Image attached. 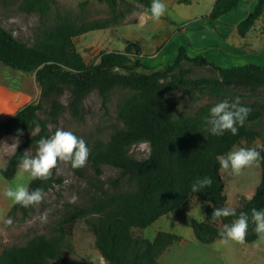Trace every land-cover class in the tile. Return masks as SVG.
<instances>
[{
    "label": "trees",
    "instance_id": "trees-1",
    "mask_svg": "<svg viewBox=\"0 0 264 264\" xmlns=\"http://www.w3.org/2000/svg\"><path fill=\"white\" fill-rule=\"evenodd\" d=\"M112 11L117 0H107ZM145 12L152 0H138ZM241 0H214L208 14L211 20L234 10ZM189 2V0H184ZM57 0H19L23 12L37 13L45 23ZM124 11L113 16L114 20L124 17ZM264 15V0H258L252 12L237 24L240 36L245 37L257 19ZM109 20L78 24L70 15H57L54 26H44L32 44L16 38L0 25V62L14 69L35 74L40 93L37 102L24 105L11 117L0 120V141L7 135L21 131L25 139L1 167V175L10 180L16 174L21 157L31 147H37L41 138L55 133L48 130L49 123H56L66 110L75 119L82 120L84 102L91 92L97 90L105 106L114 90H122L124 96L118 103V117L123 126L116 128L107 142L98 141L88 146V160L96 174L101 166L109 165L118 170L111 180L112 191L95 199L91 205L75 207L65 213L55 227L54 234L38 235L21 246H12L0 252V264H78L64 257L63 246L74 230L75 224L83 219L95 235V245L103 264H159L158 258L179 236L158 231L153 240L133 237L134 229H144L163 215L181 207L190 198L204 202L206 219H191L195 237L203 243L220 238L224 224H230L240 213L251 214L253 208L264 209V130L259 129L264 118V104L240 101L251 109L243 127L233 136H212L204 127L212 104L199 106L193 114L176 115L178 99L171 97L175 92L197 91L200 94L233 102L234 88L264 86V65L248 63L221 68L204 56H190L184 46L177 50L173 62L164 69L151 72L139 70L143 66L141 49L136 42L126 40L123 50L102 51L97 62L87 63L78 51L75 37L92 30H103ZM195 67H209L214 75L191 76ZM68 93L67 102L61 98ZM48 105V109H45ZM47 117L39 116L38 111ZM39 130L32 136L29 132ZM77 137L78 133L71 131ZM261 137L262 144L256 150L261 154V176L253 196L245 200L235 217L211 220L214 209L226 207L224 182L220 176L218 157L229 152L245 140L254 141ZM146 142L150 147L147 157L138 158L131 154V147ZM83 176L80 169H74ZM54 171V170H53ZM210 176L212 185L201 192L193 193L191 184L197 177ZM53 172L48 180L31 178L30 191L37 188L47 191L53 181ZM115 186V187H114ZM28 208L13 204L12 210L24 213ZM249 222L246 242L258 241Z\"/></svg>",
    "mask_w": 264,
    "mask_h": 264
},
{
    "label": "rangeland",
    "instance_id": "rangeland-1",
    "mask_svg": "<svg viewBox=\"0 0 264 264\" xmlns=\"http://www.w3.org/2000/svg\"><path fill=\"white\" fill-rule=\"evenodd\" d=\"M257 1L241 0L234 10L217 20H211L208 14L214 0H162L166 11L155 21L142 15L146 13L145 6L138 0H117L114 11L107 0H57V5L52 7L49 19L44 23L37 13L21 11L19 0H0V25L19 40L32 44L45 25H55L59 13L62 17L70 15L76 18L78 24L109 20L106 29L92 30L75 37L78 51L87 63H92L98 61L102 51L123 50L126 40L136 42L140 46L144 66L139 70L143 72L164 69L173 62L180 46H184L190 56L202 55L221 68L248 63L264 65V15L256 20L245 37L237 31V24L254 10ZM121 11L126 15L114 20L113 16ZM214 74L209 67H195L191 76ZM234 90V101L238 97L240 101L264 104V86L236 87ZM39 93L34 73L0 62V120L11 117L28 103L37 102ZM124 94L122 90H114L110 101L104 106L99 92L94 90L84 102L82 120L73 118L66 110L56 123L48 124V130L74 131L88 146L98 141L107 142L112 132L123 126L117 108ZM68 95L62 96L64 103ZM171 98L179 101L177 116L193 114L199 106H214L224 100L184 90L175 92ZM44 107L48 109V105ZM38 114L47 117L43 110H39ZM259 129L263 132L264 118ZM37 131H31L28 135L32 136ZM15 137L7 135L0 141V169L25 139L19 137V143L15 144ZM261 144V137L252 142L243 140L230 151L256 149ZM36 148L31 147L26 152L34 156ZM149 152L150 147L146 142L131 147V154L138 158L147 157ZM81 171L83 176L70 165L58 164L53 171V177L58 180L53 181V185L44 192L43 201L31 206L26 213L13 211L14 203L4 197L3 192L17 185L27 187L32 177L19 167L14 177L6 180L0 171V252L12 246H21L35 236L54 234L55 227L68 210L89 206L103 196L104 191H112L111 180L118 176V170L109 165H102L101 174H96L89 161ZM220 176L225 186L226 207L238 210L245 200L253 196L259 184L260 161L243 169L238 176L233 175L230 169H220ZM193 218L198 221L206 219L204 202L197 197L190 198L178 210L163 215L147 228L134 229L132 234L138 239L153 240L158 231H165L180 237L159 256V264H264V240L222 245L218 238L211 243H203L193 233L190 224ZM9 219L12 220L11 224L7 223ZM95 239L87 223L80 219L64 242V257L78 264H103L104 259L95 245Z\"/></svg>",
    "mask_w": 264,
    "mask_h": 264
},
{
    "label": "clouds",
    "instance_id": "clouds-1",
    "mask_svg": "<svg viewBox=\"0 0 264 264\" xmlns=\"http://www.w3.org/2000/svg\"><path fill=\"white\" fill-rule=\"evenodd\" d=\"M166 5L162 0H152L147 12L142 14L150 19L158 21L165 13ZM251 109L242 106L239 98L230 102L225 99L209 110L207 116L203 117L205 130L212 136H223L225 132H230L233 136L238 134L239 127H243ZM39 130V125H37ZM23 135L17 131L15 144L19 143V137ZM29 152V151H28ZM25 152L21 157L19 167L23 172L29 173L33 179L48 180L58 164L70 165L72 169H80L86 165L90 150L84 139L77 137L71 131L57 129L48 138H41L37 142L35 155ZM261 154L254 148H239L230 151L226 156L218 157L219 165L222 170H231L233 175H240L241 171L251 167L261 160ZM210 176L197 177L191 184L193 193L201 192L203 189L212 185ZM4 197L11 200L14 204L28 208L29 206L39 205L44 199V191L40 188L30 191L24 185L9 187L3 192ZM236 211L229 207L216 208L213 211L211 220L218 222L221 218L235 217ZM46 219V217H41ZM254 225L253 231L259 240H264V209L253 208L249 216L248 213H240L239 217L230 224H224L223 230L219 232L220 244L245 243L249 222ZM8 224L12 220L7 221Z\"/></svg>",
    "mask_w": 264,
    "mask_h": 264
},
{
    "label": "crops",
    "instance_id": "crops-1",
    "mask_svg": "<svg viewBox=\"0 0 264 264\" xmlns=\"http://www.w3.org/2000/svg\"><path fill=\"white\" fill-rule=\"evenodd\" d=\"M180 208V207H179ZM175 210H178V208L177 209H175ZM175 210H173V211H175Z\"/></svg>",
    "mask_w": 264,
    "mask_h": 264
}]
</instances>
